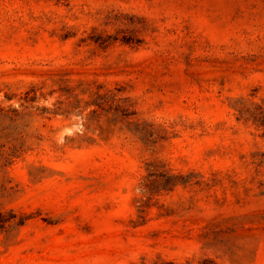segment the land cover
Returning <instances> with one entry per match:
<instances>
[{
    "label": "rangeland",
    "instance_id": "374dc122",
    "mask_svg": "<svg viewBox=\"0 0 264 264\" xmlns=\"http://www.w3.org/2000/svg\"><path fill=\"white\" fill-rule=\"evenodd\" d=\"M0 264H264V0H0Z\"/></svg>",
    "mask_w": 264,
    "mask_h": 264
},
{
    "label": "trees",
    "instance_id": "16d2710c",
    "mask_svg": "<svg viewBox=\"0 0 264 264\" xmlns=\"http://www.w3.org/2000/svg\"><path fill=\"white\" fill-rule=\"evenodd\" d=\"M12 217H13L12 213L9 212L8 214H6L0 211V232L7 230V228L10 225ZM162 264H173V262L169 261Z\"/></svg>",
    "mask_w": 264,
    "mask_h": 264
}]
</instances>
